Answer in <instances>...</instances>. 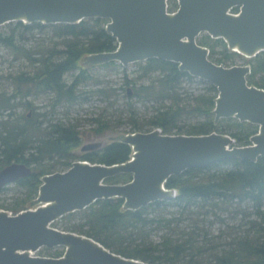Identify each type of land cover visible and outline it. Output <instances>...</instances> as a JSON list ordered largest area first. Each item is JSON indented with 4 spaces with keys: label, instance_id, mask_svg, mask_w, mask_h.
Listing matches in <instances>:
<instances>
[{
    "label": "trees",
    "instance_id": "1",
    "mask_svg": "<svg viewBox=\"0 0 264 264\" xmlns=\"http://www.w3.org/2000/svg\"><path fill=\"white\" fill-rule=\"evenodd\" d=\"M176 6V0H169L170 9ZM238 10L239 6L232 8L234 12ZM107 22L108 19L97 17L75 24L12 21L1 26L0 48L8 49L15 59L24 58L35 66L33 73L23 71L15 77L18 87L26 86L24 95L52 93L54 108L78 100L81 96L77 93L78 86L91 77L79 65L80 60L91 53L113 51L118 46L116 38L106 30ZM41 33L47 37L28 44L30 37ZM197 42L210 50L211 60L225 66L241 56L239 52L228 51L222 38H212L207 33L197 38ZM216 54L218 57H214ZM248 63L251 72L247 83L264 88V51ZM133 64L138 65L139 75L124 76L128 85L125 96L131 101L160 103L147 121L139 120L134 104L129 103L130 128L125 132L155 128L169 134L217 132L234 138L232 146L251 144V136L259 129L257 124L236 117L215 122L213 110L219 92L216 85L180 71L173 61L149 58ZM101 65L126 68L117 61ZM75 72L70 81L66 79L68 73ZM154 73L150 80L136 86L139 79ZM193 82L201 87L185 88V83ZM131 83L135 86L130 87ZM107 93L105 97L109 98L111 93ZM15 99L14 93L0 92V117H3L0 170L18 161L30 165L32 173L16 181L25 188V193L12 204L0 206L13 214L27 209L28 202L38 196L41 178L56 170L54 163L45 161L58 156L62 159L59 163L68 169L72 165L71 152L81 139L76 125L52 122L51 118L43 126V121L37 119L38 112L32 116L17 113ZM94 120L99 124L97 132L118 126L111 119ZM132 152L130 145L117 140L85 153L80 160L111 165L128 161ZM131 179V173H121L104 182L125 183ZM165 186L175 189L176 195L136 210L125 209L121 197L100 199L85 209L65 214L52 226L88 236L112 252L149 264H264V156L255 162L234 158L204 168L191 167L170 176ZM215 224H218L217 232ZM154 231L160 233L158 239L154 238ZM63 252L64 249L56 247L45 255L59 257Z\"/></svg>",
    "mask_w": 264,
    "mask_h": 264
},
{
    "label": "water",
    "instance_id": "2",
    "mask_svg": "<svg viewBox=\"0 0 264 264\" xmlns=\"http://www.w3.org/2000/svg\"><path fill=\"white\" fill-rule=\"evenodd\" d=\"M169 0H0V28L12 21L75 24L87 18L108 19L106 30L118 42L113 51L86 55L90 65L117 61L127 66L149 58L178 64L180 71L216 85L215 122L236 117L259 126L249 145L232 146L228 134L188 135L150 131L127 132L118 141L131 146L132 157L111 165L76 160L65 171L41 178L35 208L16 214L0 209V264H149L112 252L88 236L60 230L52 223L85 209L100 199L121 197L125 209L136 210L173 197L165 182L191 167H207L227 159L257 161L264 156V88L247 83L251 67L225 66L209 58L197 37L206 32L222 38L233 51L255 56L264 51V0H178L174 13ZM239 6L238 14L231 12ZM237 49V50H235ZM131 94V89L128 88ZM89 142L82 151L98 149ZM32 173L14 161L0 170V188ZM131 173L125 183L104 180ZM64 247L59 257L32 255L43 247Z\"/></svg>",
    "mask_w": 264,
    "mask_h": 264
},
{
    "label": "rangeland",
    "instance_id": "3",
    "mask_svg": "<svg viewBox=\"0 0 264 264\" xmlns=\"http://www.w3.org/2000/svg\"><path fill=\"white\" fill-rule=\"evenodd\" d=\"M206 32L201 33L197 38H201ZM47 35L45 33L36 34L33 37H30L28 44L31 45L36 42H40L45 39ZM228 51H233L227 45ZM209 50V49H208ZM210 53V50H209ZM237 56L234 61H229L227 64L232 65H245L248 64V60L253 56H245L240 54ZM86 57V56H85ZM85 57L80 60V66L82 69H86L87 73L91 75L85 83H82L77 88V93H80L81 96L78 100L73 103H60L55 106H52L54 103V98L52 93H41V94H32L24 95L26 91V86L22 85L21 88L18 87L15 77L20 73L28 72L33 73L35 71V66L30 64L26 59H15L6 48H0V92H9L10 94H15L14 102L17 103L18 107L16 108L17 113L35 115L39 113L38 120L43 121V126L47 125L48 120L52 118V122H63L66 125H76L80 139V146H83L89 142L102 141L104 147L112 141H117L119 138L124 135L126 130L130 128L128 124V115L130 113V108L128 107L129 103L134 104L135 115L139 120L147 121L150 119L151 115L154 112L156 106L160 102L152 101H142V100H129L125 95V89L128 85L125 83L124 76L128 74L129 78H137L139 71H137V64H129L127 66H118L117 68H108L102 66L101 64L90 65L86 62ZM218 57V55H214ZM224 65V64H223ZM251 67V66H250ZM79 72V70L77 71ZM75 73H68L66 75L67 80H71L74 77ZM156 75L155 73L143 77L136 82V86L141 82H147L151 79L152 76ZM135 86L131 83L130 87ZM186 89L197 90L201 87L197 82L191 84H184ZM19 90H18V89ZM114 90V91H113ZM105 91L107 94L111 93V96L108 98L105 97ZM32 113V114H31ZM96 117L101 118L102 120L111 119L113 122L118 125L116 129L104 130L102 132H97L99 124L94 120ZM3 117H0V119ZM120 119V121H119ZM144 131V130H140ZM79 146V147H80ZM76 147L71 152L72 162L80 160V156L85 153L81 151V147ZM58 156H55L50 161H45V163H54V172L65 171L67 170L65 166L61 165V162ZM25 193V188L19 185L17 182L9 183L0 188V206H7L12 204L18 197L22 196ZM177 192L173 191L175 196ZM37 204L34 203V200L28 202L27 208H35ZM8 212L11 210L0 207ZM218 224H215V232ZM154 238L158 239L160 233L154 231ZM64 249V247L59 246ZM41 250V251H40ZM38 253L40 256H47L48 250H53V248H41Z\"/></svg>",
    "mask_w": 264,
    "mask_h": 264
},
{
    "label": "flooded vegetation",
    "instance_id": "4",
    "mask_svg": "<svg viewBox=\"0 0 264 264\" xmlns=\"http://www.w3.org/2000/svg\"><path fill=\"white\" fill-rule=\"evenodd\" d=\"M176 3H177V6L175 7V8H172V9H170V7H169V2H168V8H167V10H168V12H171V13H174L176 10H177V8H178V0H176ZM240 8V7H239ZM239 11V10H238ZM238 11H236V12H234V11H232L231 10V12L233 13V14H238ZM29 115H30V113H29ZM160 129V128H159ZM80 146V145H79ZM79 146H77V147H79ZM80 147H82V146H80ZM79 147V148H80ZM102 147V146H101ZM100 148V147H99ZM75 149V148H74ZM82 151V150H81ZM90 151H92V150H89V151H83L84 153H88V152H90ZM131 157H132V154H131ZM131 157H130V159H131ZM87 161V160H86ZM172 190V192L174 191V192H177L175 189H171ZM28 209V208H27ZM25 210V209H24ZM9 213H11V212H9ZM11 214H13V213H11ZM32 255H37V252H35V253H32ZM40 256V255H39Z\"/></svg>",
    "mask_w": 264,
    "mask_h": 264
},
{
    "label": "bare ground",
    "instance_id": "5",
    "mask_svg": "<svg viewBox=\"0 0 264 264\" xmlns=\"http://www.w3.org/2000/svg\"><path fill=\"white\" fill-rule=\"evenodd\" d=\"M235 50H237V49H235Z\"/></svg>",
    "mask_w": 264,
    "mask_h": 264
}]
</instances>
